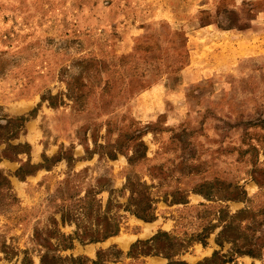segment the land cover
<instances>
[{"label":"rangeland","instance_id":"374dc122","mask_svg":"<svg viewBox=\"0 0 264 264\" xmlns=\"http://www.w3.org/2000/svg\"><path fill=\"white\" fill-rule=\"evenodd\" d=\"M134 2L0 0V155L15 156L0 157L10 186L0 176V264H41L47 250L86 264H167L144 253L158 231L184 244L174 260L195 264L218 250L230 258L222 264H264V247L241 255L215 241L225 221L232 234L250 216L264 229V50L161 101L149 91L179 84L186 33L165 20L118 29L105 19L106 7ZM196 21L254 27L249 38L264 47V0H203ZM18 143L28 153L8 149ZM27 162L40 166L15 176ZM146 204L152 221L131 213Z\"/></svg>","mask_w":264,"mask_h":264},{"label":"crops","instance_id":"0c3cea01","mask_svg":"<svg viewBox=\"0 0 264 264\" xmlns=\"http://www.w3.org/2000/svg\"><path fill=\"white\" fill-rule=\"evenodd\" d=\"M134 4L123 10H116L114 5L106 7L105 19L118 29L128 27L134 21L146 23L165 20L172 28H182L186 33L189 52L187 62L176 76L179 84L166 89L164 85L172 80H161L149 91H162L161 101L167 98L178 102L180 83L188 84L218 72H227L240 60L258 56L264 50L261 42L249 38L254 27L234 32L210 23L198 25L196 11L197 7L203 5V0H139V5H136L137 2ZM126 38L127 35H122L120 43H128ZM127 45L130 48V43Z\"/></svg>","mask_w":264,"mask_h":264},{"label":"trees","instance_id":"16d2710c","mask_svg":"<svg viewBox=\"0 0 264 264\" xmlns=\"http://www.w3.org/2000/svg\"><path fill=\"white\" fill-rule=\"evenodd\" d=\"M9 121V120H8ZM8 121L7 124H8ZM5 128V127H2ZM8 149H17L15 152V155L17 156L19 153H28L30 146L27 143L24 144H8ZM0 157L2 158H7L13 160L14 157L8 155V154H1ZM129 162L131 161L130 158ZM29 167V169L25 170L22 174H20L19 171L15 172V176L18 178L22 179L25 175L32 174L37 168H39L40 165H34L31 164L30 162L25 163ZM1 176V172H0ZM2 179L5 182V185L7 186L8 189H10L9 186V181L5 176H1ZM198 193H202L200 190H195ZM243 192V191H242ZM132 196L134 194L131 192ZM203 195L205 197H208V194L206 192H203ZM226 198L231 199L234 198V196H226ZM136 205V204H135ZM138 205V204H137ZM145 210H137L136 208L131 210V213H133L136 217L144 220V221H152L155 219V214L153 211V208L151 207L150 204L144 205ZM229 217L235 219L237 218V215L231 214ZM258 218L257 216H250V220L247 222L243 223L241 225V221L237 222V228L242 227L241 232L237 234H232V232H228L231 226L230 221L227 222L225 221L224 224L222 223L220 231L217 233L216 236V243L218 245H222L224 241L233 243L235 246L234 252L236 254H250L254 255L255 252H258L261 250L262 247H264V229H260L259 227L262 225L261 222L257 221ZM117 232V228H114L113 230H110L106 232L104 235L101 236H90L88 238H85L84 241L86 242H94V241H99L104 238H106L109 235L115 234ZM91 233V232H90ZM95 233V230L92 231L91 235ZM100 235V234H99ZM62 238H67V236L60 234ZM160 236H166V238H169L170 244L166 246V248H161L160 247V242L158 241ZM79 239L81 240L80 236ZM196 240L201 241L202 244H204V240L200 238H195ZM143 243H150L152 245V249L148 252H144L146 254H163L165 257L168 258L167 264H190L187 263L183 260H174L172 259V256L177 254L179 251L178 248L182 247L184 244L179 243L178 241H175V237L169 235L165 231H158L150 240H145L142 241ZM64 248H70L71 243L68 245L65 244L63 245ZM176 247V248H175ZM164 249V250H163ZM230 258L227 257L225 254H220L218 250H214L211 256L205 257L203 260L195 263V264H222L226 261H229ZM88 261L87 258L83 256H61L59 254L51 253L48 250L45 251L41 256H40V263L41 264H86ZM93 263L98 264V261L92 260Z\"/></svg>","mask_w":264,"mask_h":264}]
</instances>
